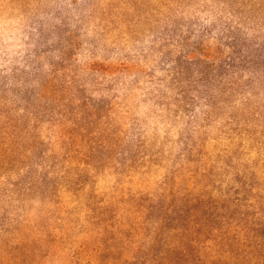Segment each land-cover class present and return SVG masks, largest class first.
Instances as JSON below:
<instances>
[{
	"label": "rangeland",
	"instance_id": "obj_1",
	"mask_svg": "<svg viewBox=\"0 0 264 264\" xmlns=\"http://www.w3.org/2000/svg\"><path fill=\"white\" fill-rule=\"evenodd\" d=\"M0 264H264V0H0Z\"/></svg>",
	"mask_w": 264,
	"mask_h": 264
}]
</instances>
